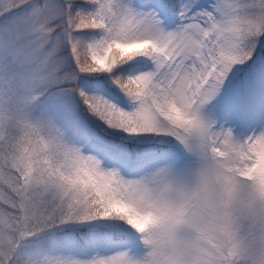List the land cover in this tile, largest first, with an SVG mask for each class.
<instances>
[{
	"label": "snow or ice",
	"instance_id": "6c2138e0",
	"mask_svg": "<svg viewBox=\"0 0 264 264\" xmlns=\"http://www.w3.org/2000/svg\"><path fill=\"white\" fill-rule=\"evenodd\" d=\"M0 264H264V0H0Z\"/></svg>",
	"mask_w": 264,
	"mask_h": 264
},
{
	"label": "rangeland",
	"instance_id": "374dc122",
	"mask_svg": "<svg viewBox=\"0 0 264 264\" xmlns=\"http://www.w3.org/2000/svg\"><path fill=\"white\" fill-rule=\"evenodd\" d=\"M105 94H107V93H105ZM76 241L82 243V241H79V237L78 236L76 237ZM96 243H97V245L100 248L105 249V248H107L109 246L110 242L108 240H106V239H99V240L96 241Z\"/></svg>",
	"mask_w": 264,
	"mask_h": 264
}]
</instances>
